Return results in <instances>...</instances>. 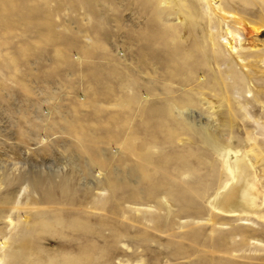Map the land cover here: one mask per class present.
Here are the masks:
<instances>
[{
  "label": "rangeland",
  "instance_id": "obj_1",
  "mask_svg": "<svg viewBox=\"0 0 264 264\" xmlns=\"http://www.w3.org/2000/svg\"><path fill=\"white\" fill-rule=\"evenodd\" d=\"M219 2L0 0V264H264V209L210 208L228 177L175 109L223 99L264 151V0Z\"/></svg>",
  "mask_w": 264,
  "mask_h": 264
},
{
  "label": "bare ground",
  "instance_id": "obj_2",
  "mask_svg": "<svg viewBox=\"0 0 264 264\" xmlns=\"http://www.w3.org/2000/svg\"><path fill=\"white\" fill-rule=\"evenodd\" d=\"M199 2H204L203 5H199V10L202 15L208 16L209 3L207 0H196ZM213 2L212 4L217 7L219 12H223L222 7L220 6L219 0H210ZM224 13V12H223ZM214 13L210 12V15ZM214 20L213 18L210 19ZM218 23V21H216ZM227 34L231 35V31H226ZM217 35H209L210 42L212 46L214 45L215 38ZM232 49V46L229 47ZM227 75H229L227 73ZM239 90V89H238ZM237 89L233 91L236 99V107L237 110L241 113L242 117L249 118L250 115L246 110L248 106L247 103L240 102L238 98L241 96L240 91ZM249 93V92H248ZM234 97V98H235ZM143 99H146L144 96ZM235 101V100H234ZM218 102V101H217ZM225 105H224V104ZM260 103V102H259ZM209 104V102H208ZM224 106H223V105ZM226 107V116L224 119L217 122L218 126H213V121H210L209 118H204L201 112L190 110L187 107L179 106L176 107L177 113L184 118L188 125L192 126L197 131V136L202 140L204 145L214 153V155L218 158L220 162V167L228 177V182L225 184L223 189L216 190V193L212 196L209 201L210 208L220 214H224L227 216L235 215V212L232 210L227 211L226 202L231 197H238V202L245 206L246 208L253 211V213L261 212L264 209V151L263 149L255 143L254 133L252 132V137L248 136L245 140L246 145L252 143L251 148L248 151H243L237 146H235L232 142V137L230 134L232 124H233V112H235L227 101L221 100L218 102V107ZM261 108L263 110L264 104L261 103ZM212 109V108H210ZM237 112V111H236ZM224 113V112H223ZM262 116L264 120V110L262 111ZM215 122V123H216ZM193 123V125H192ZM255 129L254 131L257 132L258 135L263 134L262 129H264V122L259 123L258 120L254 121ZM247 163L250 167V174L247 176H242V166L243 164ZM259 173H258V172ZM246 172V171H245ZM243 179L244 184L241 188L232 190L226 195H222V193L230 188L231 186L235 185L239 179ZM241 182V181H240ZM239 184V183H238ZM234 194V195H233ZM222 201L223 204L220 208L217 207L216 201ZM239 209V208H238ZM262 213V212H261ZM261 215V214H259Z\"/></svg>",
  "mask_w": 264,
  "mask_h": 264
}]
</instances>
